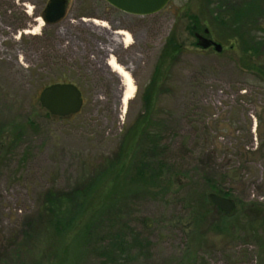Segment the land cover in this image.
Instances as JSON below:
<instances>
[{
	"label": "rangeland",
	"instance_id": "obj_1",
	"mask_svg": "<svg viewBox=\"0 0 264 264\" xmlns=\"http://www.w3.org/2000/svg\"><path fill=\"white\" fill-rule=\"evenodd\" d=\"M39 6L0 0V264H29L25 241L41 208L38 192L65 190L103 168L148 95V118L167 149L161 180L170 188L156 198L124 196L119 211L106 212L104 230L140 232L125 264H264V225L253 224L264 216V159L242 155L256 148L257 112L264 124V86L242 60L264 58V0H169L150 15L70 0L65 16L46 25ZM198 35L222 50L202 48ZM255 41L261 48L253 52ZM171 43L180 50L168 55ZM109 57L131 76L125 103ZM55 82L79 87L78 113L54 117L40 106V91ZM206 178L229 192L231 210L212 201ZM251 203L262 210H243ZM95 256L85 252L82 264H100Z\"/></svg>",
	"mask_w": 264,
	"mask_h": 264
},
{
	"label": "trees",
	"instance_id": "obj_2",
	"mask_svg": "<svg viewBox=\"0 0 264 264\" xmlns=\"http://www.w3.org/2000/svg\"><path fill=\"white\" fill-rule=\"evenodd\" d=\"M241 10L243 13L248 11L246 8ZM235 31L241 32L239 33L241 40L242 35L247 33L244 28ZM259 45L260 42L255 41L254 47H251L252 51L261 48ZM231 49H235L233 45ZM179 50L176 43H171L168 55ZM165 56V53L161 56L157 68L164 64ZM242 60L248 73L264 86V58H242ZM150 111L151 95H148L144 100L142 115L126 129L118 149L109 157L103 168L95 170L65 190L48 187L38 192L37 198L38 202H41V208L37 209L32 218L25 241L28 246L29 264H82L85 252L96 255L100 264H125L130 257V249L142 243L138 239L140 232L134 228L122 226L124 231L118 228L104 230V217L106 212L110 214L113 208L119 211L120 201L125 198L124 196L131 197L134 194L135 198L140 199L147 196L156 198L165 196L169 192L170 183L161 180L162 173L169 169L165 157L167 149L160 141L159 128L152 123V118H148ZM46 113L49 115L48 112ZM255 118L256 148H249L243 151L242 155L251 154L264 159V124L258 112ZM143 123L145 125H141ZM13 129L15 130V126ZM18 129L19 131L13 132L15 133L13 140L16 141L21 136L20 128ZM247 134L251 140V132L248 131ZM239 147L243 150L242 146ZM206 181L212 188V193L228 198L229 192L217 187L215 179L206 178ZM123 182L129 183L127 185L130 188L125 195L123 190L119 193ZM262 207V203H251L244 205L243 210L256 213L262 210ZM83 216L85 219L82 221ZM261 216L262 218L253 220L254 225L255 223L264 225V216ZM69 234L71 237L67 240ZM126 236L132 237L130 242L124 239Z\"/></svg>",
	"mask_w": 264,
	"mask_h": 264
},
{
	"label": "water",
	"instance_id": "obj_3",
	"mask_svg": "<svg viewBox=\"0 0 264 264\" xmlns=\"http://www.w3.org/2000/svg\"><path fill=\"white\" fill-rule=\"evenodd\" d=\"M113 8L134 15H150L162 10L169 0H105ZM64 14L63 0H50L45 10L46 17L43 20L54 22ZM207 32V30H206ZM198 45L202 48L213 46L215 51L222 50L221 44L198 35ZM129 73V72H128ZM131 77V76H130ZM123 93V91H122ZM122 99V94H121ZM39 104L50 115L65 117L76 114L83 105L80 89L71 82H55L44 87L39 93ZM212 201L221 209L228 212L233 206L231 199L212 195Z\"/></svg>",
	"mask_w": 264,
	"mask_h": 264
},
{
	"label": "bare ground",
	"instance_id": "obj_4",
	"mask_svg": "<svg viewBox=\"0 0 264 264\" xmlns=\"http://www.w3.org/2000/svg\"><path fill=\"white\" fill-rule=\"evenodd\" d=\"M92 22L95 23V24H99L96 20H92ZM99 25L100 26H104L103 23H100ZM31 32H34V30L31 31ZM115 33L118 34V35L119 34L124 35L125 41L126 42H130L131 37H130V35L128 33H125L123 31H115ZM108 65L110 67H112V69H114L116 71V73L119 74L120 77H121L122 84H123V93H122L121 102L125 103L128 99H130L132 97V94L134 92V85L132 83V79H131L127 69L125 70V68H123L120 64H118L114 60L113 57H109Z\"/></svg>",
	"mask_w": 264,
	"mask_h": 264
},
{
	"label": "flooded vegetation",
	"instance_id": "obj_5",
	"mask_svg": "<svg viewBox=\"0 0 264 264\" xmlns=\"http://www.w3.org/2000/svg\"><path fill=\"white\" fill-rule=\"evenodd\" d=\"M31 1L34 2V3H38L39 2V4H40L39 13L41 14V17H46L45 10H46L47 5L49 4L50 0H31ZM63 1H64V14H63V16L60 19H58L57 21H54V22L46 21L45 25L46 24H55L56 22L60 21L65 16L66 8H67L70 0H63Z\"/></svg>",
	"mask_w": 264,
	"mask_h": 264
}]
</instances>
